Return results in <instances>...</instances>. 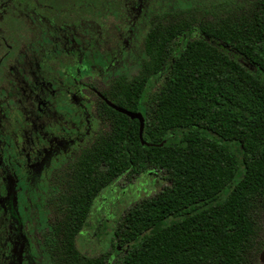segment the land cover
<instances>
[{"label":"trees","instance_id":"obj_1","mask_svg":"<svg viewBox=\"0 0 264 264\" xmlns=\"http://www.w3.org/2000/svg\"><path fill=\"white\" fill-rule=\"evenodd\" d=\"M146 50L140 74L109 98L143 112L152 145L137 119L101 101L103 128L67 196L64 264L263 263L264 0H195L161 14ZM150 171L167 185L117 218L110 250H80L100 193Z\"/></svg>","mask_w":264,"mask_h":264},{"label":"flooded vegetation","instance_id":"obj_2","mask_svg":"<svg viewBox=\"0 0 264 264\" xmlns=\"http://www.w3.org/2000/svg\"><path fill=\"white\" fill-rule=\"evenodd\" d=\"M182 1L195 3L0 0V264H64L67 196L103 128L100 103L140 74L150 27ZM129 64L136 73L118 72ZM113 227L93 234L99 255Z\"/></svg>","mask_w":264,"mask_h":264},{"label":"rangeland","instance_id":"obj_3","mask_svg":"<svg viewBox=\"0 0 264 264\" xmlns=\"http://www.w3.org/2000/svg\"><path fill=\"white\" fill-rule=\"evenodd\" d=\"M186 6H188V2L186 1L178 3V7L184 8ZM168 7L171 8V5ZM128 68L129 71L125 70L126 73L132 75L137 72L138 66L129 64L126 68H119L118 72ZM166 183L162 174L157 171H150L149 175H140L129 179L123 176L114 182L97 198L93 213L89 220V226L87 225V227L84 228L85 235H81L79 239V246L81 249L90 254L99 255L106 247H103L104 245L100 241V238L93 234L98 231L99 227L104 226V221H107L109 229L126 209L142 197L155 194L160 188L167 185ZM258 228V236L256 239L264 240V216L260 219ZM92 237H94L93 241L90 240ZM263 250L264 249L260 251V256ZM260 264H264V262Z\"/></svg>","mask_w":264,"mask_h":264},{"label":"water","instance_id":"obj_4","mask_svg":"<svg viewBox=\"0 0 264 264\" xmlns=\"http://www.w3.org/2000/svg\"><path fill=\"white\" fill-rule=\"evenodd\" d=\"M107 103L113 107L114 109H116L117 111L119 112H122L124 114H126L127 116H129L130 118L132 119H137L139 120V137H140V141L142 144L144 145H147V146H150L152 145L150 142L146 141L143 137V133H144V127H145V117L143 115L142 112L140 111H131V110H128L122 106H118L117 104L111 102L110 100L106 99ZM164 142L160 143L159 145H162ZM260 260L262 262H264V250L262 251L261 253V256H260Z\"/></svg>","mask_w":264,"mask_h":264}]
</instances>
